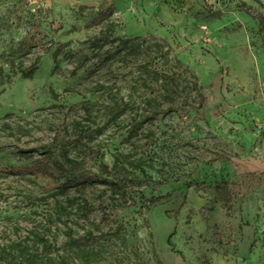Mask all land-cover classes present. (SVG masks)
Instances as JSON below:
<instances>
[{
    "label": "rangeland",
    "instance_id": "obj_1",
    "mask_svg": "<svg viewBox=\"0 0 264 264\" xmlns=\"http://www.w3.org/2000/svg\"><path fill=\"white\" fill-rule=\"evenodd\" d=\"M258 13L264 0H0V264H264ZM51 142L81 162L61 182H112L62 191L2 169Z\"/></svg>",
    "mask_w": 264,
    "mask_h": 264
},
{
    "label": "trees",
    "instance_id": "obj_2",
    "mask_svg": "<svg viewBox=\"0 0 264 264\" xmlns=\"http://www.w3.org/2000/svg\"><path fill=\"white\" fill-rule=\"evenodd\" d=\"M241 10L252 14L255 9L252 6L242 4ZM105 12H102L98 17H102ZM257 18L259 19V29L264 32V14L258 13ZM32 38L29 37L21 41L22 47H28L31 45ZM37 65L30 66L29 71H34ZM148 143H146V146ZM40 152V158L37 160L35 165H28L22 169H14L12 167L2 168L8 174H40L50 178L52 182L58 183L57 187L62 191H67L74 187H87L92 183H109L112 182L109 178L104 177L102 174L93 172L88 174L73 175L68 177L64 181H60L57 171L67 170L69 165L81 163L79 160L69 155L64 145L57 142L45 143L40 147L35 148ZM1 167V166H0Z\"/></svg>",
    "mask_w": 264,
    "mask_h": 264
},
{
    "label": "crops",
    "instance_id": "obj_3",
    "mask_svg": "<svg viewBox=\"0 0 264 264\" xmlns=\"http://www.w3.org/2000/svg\"><path fill=\"white\" fill-rule=\"evenodd\" d=\"M160 8H162V7H160ZM157 13H160V10H158V12ZM157 13H155L156 15H157Z\"/></svg>",
    "mask_w": 264,
    "mask_h": 264
}]
</instances>
